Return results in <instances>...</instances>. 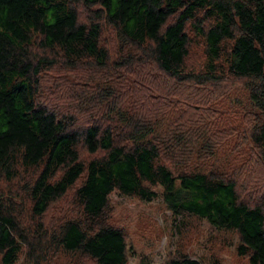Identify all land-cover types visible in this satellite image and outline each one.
<instances>
[{
	"label": "trees",
	"instance_id": "16d2710c",
	"mask_svg": "<svg viewBox=\"0 0 264 264\" xmlns=\"http://www.w3.org/2000/svg\"><path fill=\"white\" fill-rule=\"evenodd\" d=\"M79 3L91 12L87 21L79 20ZM103 23L118 41L113 58L101 42ZM198 38L204 59L194 66L188 54ZM57 64L144 71L140 90L150 98L122 106L127 91L102 86L92 102L72 93L74 111L49 106L38 99L39 79ZM236 80L246 81L254 158L224 151L227 129L197 112L208 109L198 103L209 90ZM80 145L94 155L83 159ZM263 165L264 0H0V178L33 171L21 189L33 219L80 181L72 195L77 216L50 237L41 223L37 233L26 231L18 201L0 196V264H15L24 245L30 264H43L51 249L126 264L125 235L105 214L115 190L143 201L160 195L174 218L196 216L232 230L237 253L264 264ZM240 178L261 184L263 201L240 199ZM139 264L152 263L143 257ZM163 264L201 262L181 254Z\"/></svg>",
	"mask_w": 264,
	"mask_h": 264
},
{
	"label": "rangeland",
	"instance_id": "374dc122",
	"mask_svg": "<svg viewBox=\"0 0 264 264\" xmlns=\"http://www.w3.org/2000/svg\"><path fill=\"white\" fill-rule=\"evenodd\" d=\"M76 8L79 20L87 21L88 15H91L90 10H87L81 3L76 4ZM101 42L109 49L111 58H113L118 50V41L114 29L105 23H103ZM201 43V39L198 38L190 46L189 64L194 66L202 64L204 58ZM153 69L155 68H151L150 71ZM148 70L149 68L145 69V71ZM142 73L145 72L131 74L123 71L113 72L111 67L97 71L85 65L75 70L57 64L42 71L39 79L38 99L49 106L74 111L75 104L79 102L75 97H71L72 93H81L84 96L83 99L89 98L92 102L94 96H100L97 93L101 91L102 86H105L108 87L107 89L114 87L113 92L115 90L121 93L127 91V94L123 96L122 106L127 102L133 107L141 95L145 99L150 98L151 93L148 90H140L139 80H141ZM244 82L246 81L236 80L219 87L218 91L209 90L205 95L209 98L204 99L203 97L198 103L199 107L206 106L208 109L199 108L198 110L196 108V110L209 115V120L217 117V125L227 129L228 133L221 132L225 138L224 151L228 148L240 149L244 152V157L250 155L254 158L251 144L246 140L252 119L245 113L248 102ZM194 91L197 93L196 89ZM172 97L173 102L178 101L181 107L184 105H181L179 100H184L181 95L178 96L179 99ZM247 109L250 108L247 107ZM200 120L201 117H199ZM78 149L83 159H89L94 155L88 153L82 145ZM32 172V170L22 171L20 177L9 182L0 178V196L7 200L18 201L16 207L21 212V221L26 231L31 230L35 234L42 227L44 233L50 237L53 232L56 233L66 219L77 216L79 208L72 195L80 181L62 197L52 202L41 217L33 219L27 215L29 203L21 190L24 180ZM240 184H242V186L238 185L240 199L249 204L263 201L261 195L264 188L261 184L253 185L241 178ZM155 189L159 190V187ZM105 214L107 222L119 227L125 235L126 264H139L143 257L152 264H163L181 254L197 258L201 264H250L246 256L237 253L239 238L236 232L216 229L207 220L196 216L184 215L182 218H174L160 195L151 201H143L137 196L122 195L115 190L108 196ZM36 223H41L40 227ZM35 227H38V230ZM29 237L33 242L36 241L35 236ZM36 246L38 248L32 249L34 254L39 253L41 249L40 245L36 244ZM51 250L43 264H96L94 260L80 253H67L60 250H54L51 253ZM28 259V246L24 245L15 264H30Z\"/></svg>",
	"mask_w": 264,
	"mask_h": 264
}]
</instances>
